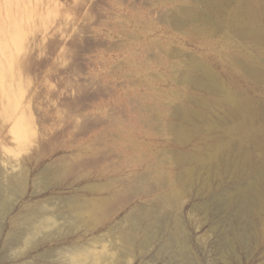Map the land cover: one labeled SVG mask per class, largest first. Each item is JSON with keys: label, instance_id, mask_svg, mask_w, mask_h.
Segmentation results:
<instances>
[{"label": "rangeland", "instance_id": "obj_1", "mask_svg": "<svg viewBox=\"0 0 264 264\" xmlns=\"http://www.w3.org/2000/svg\"><path fill=\"white\" fill-rule=\"evenodd\" d=\"M207 1L0 0V186L16 183L0 210V264H70L79 247L84 264H171L157 240L124 253L118 231L175 178L178 150L188 147L170 125L176 107L200 109L199 96L212 97L186 80L192 62L227 78L221 63L230 52L249 61L229 27L209 35L214 26L189 20L188 9L216 12ZM141 174L147 184L136 182ZM184 195L180 218L196 264H264V222L254 251L225 263L211 218L194 210L192 192ZM78 201L89 206L75 211ZM93 251L108 257L89 261Z\"/></svg>", "mask_w": 264, "mask_h": 264}, {"label": "bare ground", "instance_id": "obj_2", "mask_svg": "<svg viewBox=\"0 0 264 264\" xmlns=\"http://www.w3.org/2000/svg\"><path fill=\"white\" fill-rule=\"evenodd\" d=\"M206 3L216 12L200 15L188 9L185 12L189 15V20L202 19L210 25L209 28L214 26L213 32H207L209 35L229 27V31L240 41V53L248 56L249 61L238 53L230 52L229 60L225 59L221 63L227 78L218 73L209 62H192L194 68L185 76L186 80L212 95L199 96L203 98L193 101L200 109L202 107L210 112L198 107H176V120L170 125L178 142L188 147L185 151L178 150L174 181L164 184L166 189L151 198L152 201L155 198L152 205H139L129 212L126 217L127 228L118 231L123 241L124 253H129L136 244L144 249L157 240L160 244L158 250L168 254L171 264H196L197 257L194 258L189 232L180 218V199L187 191L198 198L197 204L193 205L194 210L202 211L211 218L210 230L216 232L218 237L213 246L225 263L235 260L241 251L252 253L263 236L257 224L258 221L264 222V86L260 88L262 96L255 93L258 90L257 84H264V68H261L264 67V0H208ZM231 4H236L237 8L234 19L229 21ZM252 41L255 43L248 45ZM235 68L241 71L243 83L240 78H234ZM233 84L237 86L235 90ZM243 84L244 88L239 87ZM23 175L21 180L24 183ZM144 175L147 180H143L141 174V179L137 177L139 179L136 182H148L149 174ZM14 183L0 186V210L5 209L8 201L3 200V195L6 194L4 192L14 189ZM136 184L134 189L137 188ZM146 184L142 186L145 185L146 188ZM139 187L141 186L138 185ZM140 191L137 189V192ZM144 192H147V188ZM74 201L76 202L75 199ZM87 206L89 205L80 203L73 207L83 212ZM81 213H78L79 216ZM28 220L29 218L27 222ZM75 221L77 222L76 219ZM19 231L21 232L14 231L8 238L9 246L26 233V229ZM94 246L97 248V245ZM101 247L103 250V246ZM84 249H81L82 252ZM77 250L70 253V258L74 260L73 263L78 264L84 260L86 253L81 257L83 253ZM92 253L89 261L100 260L101 257H97L101 256V252L100 255L96 251ZM103 256L101 260L108 257V252L107 256ZM69 262L73 264L71 259ZM104 262L103 264H107ZM91 263L90 261L89 264Z\"/></svg>", "mask_w": 264, "mask_h": 264}]
</instances>
